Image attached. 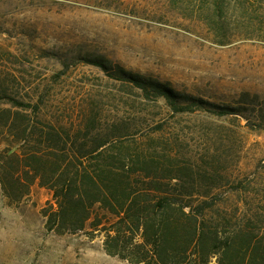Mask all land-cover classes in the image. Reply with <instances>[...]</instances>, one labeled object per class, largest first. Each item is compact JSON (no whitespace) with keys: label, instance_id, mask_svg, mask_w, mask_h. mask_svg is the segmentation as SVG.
<instances>
[{"label":"rangeland","instance_id":"obj_1","mask_svg":"<svg viewBox=\"0 0 264 264\" xmlns=\"http://www.w3.org/2000/svg\"><path fill=\"white\" fill-rule=\"evenodd\" d=\"M87 53L211 102L260 98L238 116L173 112L82 60ZM9 67L20 93L54 103L35 113L67 106L138 118L192 164L217 158L231 179L221 195L264 192V0H0V69ZM51 200L36 184L10 206L0 186V264H131L106 252L102 232L48 231L42 209Z\"/></svg>","mask_w":264,"mask_h":264},{"label":"trees","instance_id":"obj_2","mask_svg":"<svg viewBox=\"0 0 264 264\" xmlns=\"http://www.w3.org/2000/svg\"><path fill=\"white\" fill-rule=\"evenodd\" d=\"M213 11L218 17L222 7ZM81 58L173 112L238 116L260 98L244 92L234 104L211 102L104 55ZM19 83L14 69H0V186L10 206L34 185L46 187L48 231L102 232L106 252L131 264H264V192L221 195L215 190L231 179L217 158L192 164L138 118L67 106L35 113L54 103L20 93Z\"/></svg>","mask_w":264,"mask_h":264}]
</instances>
